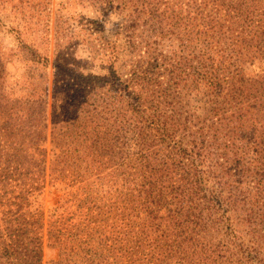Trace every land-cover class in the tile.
<instances>
[{
    "label": "rangeland",
    "instance_id": "rangeland-1",
    "mask_svg": "<svg viewBox=\"0 0 264 264\" xmlns=\"http://www.w3.org/2000/svg\"><path fill=\"white\" fill-rule=\"evenodd\" d=\"M230 6L0 0V264L25 213L39 264H264V0Z\"/></svg>",
    "mask_w": 264,
    "mask_h": 264
},
{
    "label": "trees",
    "instance_id": "trees-1",
    "mask_svg": "<svg viewBox=\"0 0 264 264\" xmlns=\"http://www.w3.org/2000/svg\"><path fill=\"white\" fill-rule=\"evenodd\" d=\"M234 1L236 2V0H230L231 6L229 8H230L231 11L233 10V11L236 12L239 9L244 8L247 5V0L246 1L242 0V2L240 4H237V6L234 7ZM238 1H240V0H238ZM162 4H163V0H155V7L157 8V10L159 9V7ZM251 7L252 6H250V8ZM161 14L163 16L165 15L167 18H168V15H170V17H171V19L169 20L168 23L167 22H163L162 24H160V26L158 28V31L162 32V33H165V31H168L167 28L169 26H171L170 24H173L172 26L175 25L177 27H180V26L184 25V26H186L187 31H189L190 34H193V33L194 34H199V32L203 33V32H205L203 30H205L207 28V26H210V25H212L210 28H213L212 30H215V27H214L213 24H210V25H207V26L205 24H193V23L179 24L180 23L179 21H181V19H176V21L173 20L174 19V15L176 14V12L174 10V6H170L169 4H167L163 8V11L161 12ZM187 34H189V33L186 32L185 33V37H184V42L185 43L190 42L191 39H192V38L189 37L191 35L189 34L188 36H186ZM208 45L212 46V45H214V43L207 44V46ZM215 70H216V68L214 66H211V71H215ZM229 80H231V83H232L231 86H230L231 88L235 87L236 85L238 86L237 87L238 90H234V94H239L238 91H241V93L244 94L246 88L241 83V79L238 78V79H229ZM229 80H226V81H229ZM18 223H19L20 227L17 230V235H16V229L14 230L15 236L13 235V240L15 241V243L17 242V248H23L25 250V252L23 254V256H25V258H24L22 264H39V259L36 262L34 261L35 258L41 257L42 244H43L42 243V237H40L37 234V231H35V227L38 224V222L35 221V220L34 221L31 220L30 217L26 216V213H25V215H22L20 218H18ZM74 233L72 235H70L69 237H66V239H65L67 241L66 245L67 246L68 245H73L72 248L73 247L76 248V244H73V243L78 242V238H79L78 237L79 234H77V233L74 234ZM55 238L59 240L58 236L57 237L55 236ZM15 243L14 244H10V248H11V251H12L11 254L12 255H14V253L16 251L15 250ZM4 250H6V249H4ZM82 250L86 251V252H88V251L91 252V250H89V249H82ZM16 254L20 255V253L19 254L16 253ZM93 256H97L96 253L93 254ZM115 260L116 261L113 264H116V263L119 264L120 263V257H116ZM92 264H95V260H92Z\"/></svg>",
    "mask_w": 264,
    "mask_h": 264
}]
</instances>
